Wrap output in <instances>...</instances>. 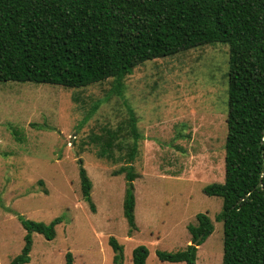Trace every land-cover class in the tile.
Here are the masks:
<instances>
[{"label":"rangeland","instance_id":"rangeland-1","mask_svg":"<svg viewBox=\"0 0 264 264\" xmlns=\"http://www.w3.org/2000/svg\"><path fill=\"white\" fill-rule=\"evenodd\" d=\"M227 70L228 48L216 43L144 63L120 93L111 79L78 89L0 83V264L23 247L19 216L62 218L53 240L32 234L28 264H66L68 253L71 264H114L110 238L122 247L120 264H132L138 246L148 250L145 264H182L156 253L194 245L187 227L198 214L213 232L196 246V264H222L223 227L215 221L222 202L202 190L224 180ZM130 110L141 139L128 164ZM79 162L94 211L81 196ZM129 165L137 174L132 234L125 174H117Z\"/></svg>","mask_w":264,"mask_h":264},{"label":"trees","instance_id":"trees-1","mask_svg":"<svg viewBox=\"0 0 264 264\" xmlns=\"http://www.w3.org/2000/svg\"><path fill=\"white\" fill-rule=\"evenodd\" d=\"M220 43L228 48L224 180L203 188L222 205V264H264V0H0V83H32L78 89L123 80L148 61ZM136 117L129 111L130 164L138 150ZM105 146L110 150L113 134ZM104 154V153H102ZM125 174L123 216L132 234L135 199L131 165ZM81 196L94 211L91 182L79 162ZM24 244L10 264H28L32 234L51 241L50 223L18 217ZM188 233L201 245L213 232L205 214ZM114 264L122 247L110 238ZM120 254V255H119ZM161 262L196 264L197 248L157 251ZM148 250L136 247L132 264H145ZM71 264V255H66Z\"/></svg>","mask_w":264,"mask_h":264},{"label":"water","instance_id":"water-1","mask_svg":"<svg viewBox=\"0 0 264 264\" xmlns=\"http://www.w3.org/2000/svg\"><path fill=\"white\" fill-rule=\"evenodd\" d=\"M201 238V237H200ZM200 238L197 239V241L194 242V245L197 246L198 245V242L200 241Z\"/></svg>","mask_w":264,"mask_h":264}]
</instances>
